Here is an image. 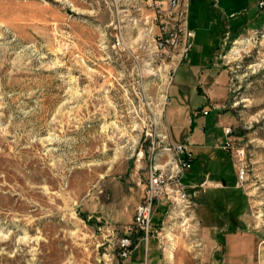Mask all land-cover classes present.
I'll list each match as a JSON object with an SVG mask.
<instances>
[{"label":"rangeland","instance_id":"obj_1","mask_svg":"<svg viewBox=\"0 0 264 264\" xmlns=\"http://www.w3.org/2000/svg\"><path fill=\"white\" fill-rule=\"evenodd\" d=\"M158 1L0 0V264H128L121 239L149 166L185 143L205 156L184 185L233 173L218 165L223 126L244 150L242 223L264 264V26L221 39L208 0H188L178 63L179 12ZM202 191L191 215L154 214L165 250L135 235L131 258L146 264L155 245L162 264H206Z\"/></svg>","mask_w":264,"mask_h":264},{"label":"crops","instance_id":"obj_2","mask_svg":"<svg viewBox=\"0 0 264 264\" xmlns=\"http://www.w3.org/2000/svg\"><path fill=\"white\" fill-rule=\"evenodd\" d=\"M243 1V3L240 0L207 1V7L212 10L214 18V29L219 31L221 39L230 34L239 35L243 31L264 26V22L261 23L264 11L252 14L253 10L258 8L256 5L258 0ZM220 46L216 47L212 65L217 63ZM223 140H225L224 135ZM223 140L217 144L219 148ZM221 150L224 155L218 156V165L231 164L233 173L223 170L212 173L204 170V178L199 183L189 186L203 188L199 197L200 228L198 230L204 248L203 260L206 264H252L254 246L251 237L244 232L242 223L247 210V197L237 185L236 168L232 157L222 148ZM191 155V162L202 160L205 156L201 153L194 158L192 152ZM211 159L212 157L208 158V161ZM134 249L130 251L127 262L141 264L142 258L139 255L133 259L130 256ZM146 264H162L157 246L154 245L152 248L151 256L149 252L147 253Z\"/></svg>","mask_w":264,"mask_h":264},{"label":"built area","instance_id":"obj_3","mask_svg":"<svg viewBox=\"0 0 264 264\" xmlns=\"http://www.w3.org/2000/svg\"><path fill=\"white\" fill-rule=\"evenodd\" d=\"M154 2L157 6L160 5L158 0ZM170 5L175 12H179L180 24L175 32L169 34L167 43L173 47L181 46L178 54V63H180L191 48L189 40L192 38V33L187 29L188 0H171ZM256 5L264 11V0H258ZM206 113V111L203 112L204 115ZM222 132L225 140L221 148L233 159L239 186L246 176L244 150L234 144L230 127L223 126ZM191 156L187 144L174 145L168 142L161 149L156 162L149 166L145 195L136 207L133 223L125 229V236L121 239V257H127L130 254L133 246L132 237L135 235H139L146 242L149 237H156L159 240L164 228L162 225L154 227L152 219L160 207H166L167 216L172 214L186 216L194 213L197 202L193 192L196 187L186 186L182 181L189 170ZM161 244L160 242L159 247L163 251L165 248Z\"/></svg>","mask_w":264,"mask_h":264}]
</instances>
